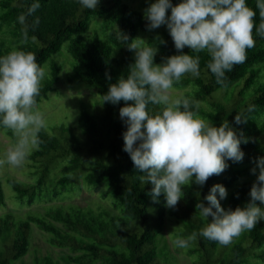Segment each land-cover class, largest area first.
I'll return each instance as SVG.
<instances>
[{
	"label": "trees",
	"instance_id": "1",
	"mask_svg": "<svg viewBox=\"0 0 264 264\" xmlns=\"http://www.w3.org/2000/svg\"><path fill=\"white\" fill-rule=\"evenodd\" d=\"M153 2L146 5L149 7ZM170 2L176 5L180 0ZM33 3L40 6L28 14ZM246 3L256 12L255 46L247 49L246 61L226 72L223 83H217L208 68L211 56L206 51L196 53L185 46L183 54L200 57V74L198 77L186 74L174 84L175 88L191 85L189 93L197 103L208 101V106L198 103V108L193 109L203 118L215 126L228 121L241 140L243 158L239 162L226 159L228 167L220 175L211 176L203 186H183L184 196L175 208H169L163 193L153 200V185L141 179L145 173L135 168L130 155L124 151L123 133L127 125L120 118L119 110L125 102L103 101L109 85L121 76L126 78L135 62L133 50L127 46L139 33L147 32L145 15L123 0H99L96 9L83 7L80 0H0V57L13 50L30 51L42 66L67 42L74 59L68 82H84L99 95L92 111L80 112L77 125L60 123L41 130L42 143L27 158L31 161L34 182L14 177L5 179L16 199L27 205L47 204L43 212H28L22 219H16L12 211L0 215V264H14L30 252L32 225L47 235L50 246L66 251L61 263L46 254L34 255L32 264H160L158 236L163 233L167 217L183 225V232L179 233L183 237L199 233L212 220L211 216L209 221L203 218L195 206L199 203L208 206L205 196L214 184L231 187L251 173L258 159L264 157V37L257 32L261 23L257 0H246ZM167 14H171V9ZM22 15L26 17L24 23L20 21ZM95 17L102 18L103 35L95 33L86 38L84 33ZM25 32L27 41L22 43ZM146 42L158 49L153 61L156 64L181 54L166 25L154 30ZM60 73L61 66L52 60L49 75L41 82L37 103L57 91ZM217 91H221L222 98L210 99ZM160 107L149 105L150 114L159 112ZM237 114L244 117L239 124L235 121ZM0 128L15 138L11 130ZM53 169H56L55 176L50 180ZM254 182L257 177L234 187L228 198L220 199L227 201L221 207L226 211L245 207L251 199ZM85 186L102 187L101 196L111 202L112 209L60 202L78 194ZM256 203L264 208L259 201ZM4 204L0 181V205ZM219 245L198 235L187 248L188 255L198 254V259L191 264L264 263V220L235 237L226 247L229 252L225 257H213L212 252Z\"/></svg>",
	"mask_w": 264,
	"mask_h": 264
},
{
	"label": "clouds",
	"instance_id": "2",
	"mask_svg": "<svg viewBox=\"0 0 264 264\" xmlns=\"http://www.w3.org/2000/svg\"><path fill=\"white\" fill-rule=\"evenodd\" d=\"M80 3L87 9H96L99 0H80ZM39 6L33 3L28 14ZM257 8L261 17L257 32L264 37V0H257ZM168 9H171L170 15ZM255 16L246 0H180L176 5L170 0H155L145 9L149 30L166 25L181 54L156 64L153 61L158 49L137 38L127 46L135 51V62L126 78L121 76L109 85L103 101L125 102L119 110L120 118L127 125L123 133L124 151L130 155L135 168L145 173L141 179L153 185V200L163 193L166 206L175 208L184 196L183 186L188 187L193 180L203 186L211 176L220 175L228 167L226 159L242 160L241 140L228 121L215 126L193 110L198 108L194 98L174 97L172 93L174 84L186 74L194 77L200 74V57L183 54L185 46L196 53L206 51L211 56L209 70L217 83H223L226 72L244 63L247 49L255 46ZM25 19L22 15L21 23ZM26 41L25 32L22 43ZM46 75V68L38 64L33 52L13 50L0 57V126L18 138L7 149L5 158L0 159V167L22 166L31 152L39 149L42 143L39 133L46 129L47 123L42 113L34 109ZM149 105L161 106L160 111L150 114ZM242 118L237 114L236 123H241ZM257 166V182L251 186V199L245 207L226 211L216 195L226 198V188L214 184L205 196L208 206L203 203L195 206L203 218L208 220L211 216L212 220L199 233L193 232L187 237L178 235L175 245L187 249L199 235L227 246L264 220V208L256 203L264 205V157L258 159Z\"/></svg>",
	"mask_w": 264,
	"mask_h": 264
},
{
	"label": "rangeland",
	"instance_id": "3",
	"mask_svg": "<svg viewBox=\"0 0 264 264\" xmlns=\"http://www.w3.org/2000/svg\"><path fill=\"white\" fill-rule=\"evenodd\" d=\"M125 3L131 5L135 9L140 10L145 15V9L148 8L146 2H153V0H123ZM165 25H161L158 28L147 29V32L141 34L139 33L136 37L143 40H147L154 30H159ZM97 33L99 36L103 35V22L102 18L95 17L92 19L90 27L87 32L84 33L86 38H89L93 34ZM136 39L134 42H136ZM68 43L65 42L58 53L52 55L51 58L46 60L42 67L46 68L47 75H49L50 62L53 60L61 66L60 78L57 83V91L50 92L48 98L42 99L36 104L35 110L42 113L46 120L47 127L50 128L53 125L64 123L66 125H77V119L80 112L83 109L92 111L94 109V104L99 95L97 91L86 85L84 82L75 81L73 83L68 82V76L73 70L74 59L67 49ZM133 55L135 56V51L133 50ZM136 57V56H135ZM192 90V86L188 85L185 87L175 88L172 95L175 96H186L194 98L189 91ZM96 98V99H95ZM221 91H217L213 98L210 99H221ZM209 100V99H208ZM200 106H208L207 100L198 101ZM17 136L13 138L4 129L0 128V159L5 158L6 151L9 147H12L17 142ZM31 161L26 159L24 164L19 167H14L9 164H5L0 167V181L5 194V204L0 205V215L7 211H12L16 219H22L26 216L28 212H43V207L47 202H35L32 205H27L19 199L14 197L13 190L6 183L7 177H14L18 180L24 182H34L35 176L32 174ZM255 172L245 174L240 179L235 181L231 187L226 188L228 198L230 192L234 187L245 181H253L258 173L259 168L257 164L254 166ZM56 169H53L50 174V180L54 178ZM190 184H195L190 182ZM104 187V185H102ZM75 188V187H74ZM73 188V189H74ZM103 191L102 187L92 188V187H82L81 191L71 196L66 197L62 201L63 203H74L81 206H89L94 209L100 207L101 205L112 209V204L107 199H103L101 193ZM217 199L219 198V193L216 194ZM221 206L223 207L227 201H221ZM183 232V225L176 223L173 219L167 217L165 227L162 235L158 236V261L160 264H191L192 261L198 259V254L188 255L187 249L179 248L175 245L174 240ZM47 235L40 230H38L34 225H32L31 230V247L30 252L21 260H17L14 264H32L34 255H50L58 263H61V256L65 254V250L52 247L48 244ZM234 240V239H233ZM168 246V249L166 248ZM228 246V245H227ZM227 246L219 245L213 252V257H225L228 254ZM264 264V263H262Z\"/></svg>",
	"mask_w": 264,
	"mask_h": 264
}]
</instances>
